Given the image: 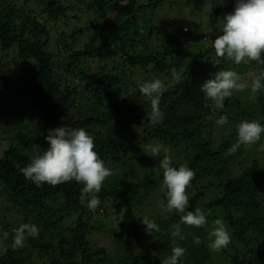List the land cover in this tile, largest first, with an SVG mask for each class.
Listing matches in <instances>:
<instances>
[{"label":"trees","instance_id":"trees-1","mask_svg":"<svg viewBox=\"0 0 264 264\" xmlns=\"http://www.w3.org/2000/svg\"><path fill=\"white\" fill-rule=\"evenodd\" d=\"M173 1L81 0L65 5L62 0H0V240L9 232L0 243L7 249L0 251V264H24L30 258L35 264H161L171 255L173 239L187 249L180 264H264V160L254 158L264 133L256 144L229 152L237 140L236 129L229 132L232 122L245 118L264 125V89L254 97L249 78V73L264 71V65H236L217 57L212 47L216 36L199 32L197 21L176 24L163 14L162 6ZM72 9L85 10V26H75L71 34L49 30L63 19L70 25L67 11ZM226 9L214 6L210 24L216 27ZM75 18L79 23L82 16ZM84 34L87 40L81 45ZM13 49L18 60L34 64L18 87L7 71L10 58L2 60ZM220 70L236 71L249 88L233 91L224 109L215 110L201 85ZM153 79L166 88L160 100L164 118L156 124L149 119L150 101L137 87ZM29 99L39 113L28 114ZM225 114L227 134L215 124ZM60 126L84 128L94 137L100 159L114 171L98 193L97 211L81 204L82 184L73 180L37 187L19 171L32 155L48 148V130ZM149 143L167 148L174 166L184 156L195 172L186 211L201 208L207 223L191 226L189 234L182 224L184 240L171 235L182 214L149 217L160 228L149 234L135 211L163 181L159 158L146 152ZM162 198L166 203V195ZM109 201L112 215L122 218L119 233L112 229L110 243L97 244L90 236L106 227L111 214L107 211L98 224L93 216ZM218 218L231 242L215 251L209 247V233ZM21 223L37 225L39 236L13 249L12 229ZM141 236L155 239L143 254L131 246ZM194 237L201 243H194Z\"/></svg>","mask_w":264,"mask_h":264},{"label":"clouds","instance_id":"clouds-1","mask_svg":"<svg viewBox=\"0 0 264 264\" xmlns=\"http://www.w3.org/2000/svg\"><path fill=\"white\" fill-rule=\"evenodd\" d=\"M205 6L212 9V0H205ZM185 28V27H184ZM187 30V29H185ZM220 35L212 41V47L217 57L224 58L236 65L241 63L247 65L252 61L264 65V0H236L234 11L226 14L222 19ZM251 79V92L257 94L264 89V71L259 75L249 73ZM137 87L140 93L148 98L151 111L148 114L151 123L156 124L163 120L164 113L160 109V100L166 91L163 81L153 79L150 81L138 82ZM249 88L247 81H242L239 73L233 70H220L201 85V91L205 94L214 106L215 110H222L225 107V100L230 98L233 91H243ZM215 124L224 126L228 124V116L221 115L215 119ZM237 140L229 149L235 153L241 145L251 146L261 139L264 133V125L258 120H242L236 126ZM48 148L42 153L39 151L30 157V163L19 171L25 179L31 180L37 187L42 184H49L53 187L61 183L76 181L83 185L80 202L90 211H96L100 206L98 193L101 192L106 178L114 175V171L106 166L94 150V137L84 128L72 129L60 126L50 129L45 136ZM264 149V145L261 146ZM163 151V158H160ZM146 152L153 158H159V168L163 171L162 188L166 190V204L160 202V208L167 213H180V221L171 226V235L184 240L181 225L203 227L207 223L205 212L201 208L194 211H186L189 205L187 189L195 177V172L187 165L181 164L178 167L173 165L172 157L168 149L159 143L146 145ZM17 167H19L17 165ZM141 223L146 226V232L152 234L159 232L160 228L154 220L143 216ZM214 227L209 233V247L220 251L229 246L231 235L222 219L214 221ZM39 236L38 226L33 223H21L17 228L12 229L13 249L23 248L29 238ZM9 232L5 231L2 240L6 241ZM194 243H201L199 237L193 238ZM171 255L161 261V264H180L187 249L179 246L176 239H173ZM0 251H7L0 248Z\"/></svg>","mask_w":264,"mask_h":264},{"label":"rangeland","instance_id":"rangeland-1","mask_svg":"<svg viewBox=\"0 0 264 264\" xmlns=\"http://www.w3.org/2000/svg\"><path fill=\"white\" fill-rule=\"evenodd\" d=\"M62 1H63V3L65 5H73V4L77 5L81 0H62ZM235 3H236V0H212L213 7L214 6H218V5H223L224 8H227L224 15L234 11ZM211 10H209V8L205 6V0H175V1L171 2V3H168V4L162 6L163 14L165 16H170L171 18H173L174 19V23L180 24L181 22H187V23L190 22L191 25H192L194 23V21H197L199 23V27H198L199 32L206 33V34H213L214 36H218V35L222 34L221 31H220L221 27H222V18L220 19V23L216 27L211 25L210 24L211 23L210 22ZM190 11H191V13L193 15L190 14ZM67 12L69 13V15L71 17L70 25L66 24V22H65L66 19H63L59 23L60 27L58 26L56 28V26H50L49 25L50 26L49 30L50 29H54L53 30L54 34H56L57 31L61 30V28L65 29V30H68L67 33L71 34V31L73 30V28L75 26H80V25L85 26L86 25L85 24L86 21L87 20L89 21L88 16L85 15V10L83 11V14H81L82 12H80L79 9H72V10H68ZM156 14H157V12L155 13V18L157 19L160 16V13H158L157 15ZM76 15L82 16V19L79 21V23H78V21H76V18H75ZM62 17L63 16H60L59 18H62ZM164 19L165 18H162L163 21H165ZM186 25L187 24L185 23V26ZM86 40H87V35L84 34L83 35V40H81V42H82L81 45H83V43ZM205 44L206 43H204V42L201 43L202 46L205 45ZM1 51L2 50L0 49V52ZM17 57L18 56H17L16 49H13V52H11L10 55L2 56V60L4 62V61H7L10 58L11 63L9 65L7 71L10 74L14 75V81L15 80L19 81V82H17L15 84L18 87V86H20V81L25 78V75L29 71H31V68L34 67V64L33 63L31 64L28 61L18 60ZM15 62H17L18 64H16ZM92 66H93V68L95 70H98L97 69V65L95 63ZM29 101H31V100L29 99ZM39 110H40L39 106L34 105L33 102H32V104L28 107V114L29 113H33V114L39 113ZM72 111H74V108H72ZM242 120H245V118H239V122H241ZM238 124H235V123L232 122V124H230L231 126H230V131L229 132H231L232 130H235L236 126ZM228 130L229 129H228L227 126L219 127V131L226 132V134H227ZM262 145H264V140H262L259 143V145L256 148L257 153L254 155V158H258V160L260 159V161L264 160V149H262V147H261ZM2 149H4V145L2 146ZM180 154H182V153H180ZM163 155H164V153L162 154V156L160 158H163ZM183 161H185V162H183ZM181 164L187 165V161H186V158L184 156L182 157V162L179 163L177 165V167L179 165H181ZM162 184H163V181H161L159 183V185H157V187L153 190L152 195H150L149 198H148V196L145 197L143 199V201L140 204L137 205V207L135 208V211H136V213L139 216H145L146 215L148 217H152V216L156 215V213H162L163 215L167 214V212L163 211L160 208V202L164 201V199L162 198V195H166V190L162 188ZM190 192L187 189V194L188 195H189ZM151 197H152V201H149ZM111 204H112L111 201L107 202V204L105 206V210L106 211L103 210L102 208H99L98 210H99L100 215L94 214V216H93V218H96L98 216V218L96 220L97 221L96 224H98L99 222H104L101 219V216L102 215L105 216V213H108L107 211H109V213L111 214V217H109V216L107 217L108 220L106 222L107 224L105 225L106 227L102 226V229L94 232L93 235L90 236L91 240L93 242H96L97 244H107L108 245L110 243V239H113L112 237H110V235L112 234V229L113 230H117L116 233H119L118 229H119L120 223L122 221V218H120L121 216L118 217L116 214L112 215V212L114 211V208L112 206L111 207L109 206ZM109 208H110V210H109ZM1 214H2V211L0 210V216H2ZM112 217L113 218H117L118 217L120 219L116 220V221H112L111 220ZM73 219H75V217H73ZM183 228H184L183 231L184 232L186 231L189 234V232L191 231L192 227L188 226V225H184ZM129 233L132 234L133 233V229H131L129 231ZM195 234H197V231H196ZM154 242H155L154 238H150L148 236H141V237H138V240H134L133 242H131V246L135 247L138 250L139 253L143 254L145 251L149 250L151 244L154 243ZM114 249L115 248H114V242H113L111 247L109 248V250H111L113 252ZM24 264H35V259L34 258H30Z\"/></svg>","mask_w":264,"mask_h":264},{"label":"built area","instance_id":"built-area-1","mask_svg":"<svg viewBox=\"0 0 264 264\" xmlns=\"http://www.w3.org/2000/svg\"><path fill=\"white\" fill-rule=\"evenodd\" d=\"M184 29H187V27H185Z\"/></svg>","mask_w":264,"mask_h":264}]
</instances>
